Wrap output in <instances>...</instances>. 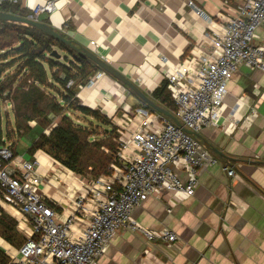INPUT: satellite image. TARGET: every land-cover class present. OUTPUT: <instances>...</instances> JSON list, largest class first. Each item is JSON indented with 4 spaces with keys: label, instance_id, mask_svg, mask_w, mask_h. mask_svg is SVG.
I'll list each match as a JSON object with an SVG mask.
<instances>
[{
    "label": "crops",
    "instance_id": "0c3cea01",
    "mask_svg": "<svg viewBox=\"0 0 264 264\" xmlns=\"http://www.w3.org/2000/svg\"><path fill=\"white\" fill-rule=\"evenodd\" d=\"M46 1H52L54 7L40 18L90 48L147 92L160 84L165 69L192 52L199 56L208 51L211 38L222 31L236 6L235 0H195L209 16L206 19L186 0L32 3L43 5ZM255 43L264 44V22L257 29ZM114 83L106 76L82 88L79 97L83 105L118 113L113 108ZM125 102L140 103L133 96ZM222 113V119L232 116L238 121L252 114L250 124L239 125L232 132L210 125L199 133L223 152L227 166L236 174L229 176L220 161L200 171L195 194L187 200L176 202L170 194L149 196L133 211V217L150 230L173 231L177 240L171 244L148 241L138 231L120 230L99 264H264V71L243 67L235 71L227 83ZM36 131L16 140L17 153H27ZM22 141L26 147L20 151L18 143ZM177 173L185 179L181 170ZM0 250L13 264L17 247L0 236Z\"/></svg>",
    "mask_w": 264,
    "mask_h": 264
},
{
    "label": "built area",
    "instance_id": "2783aa9c",
    "mask_svg": "<svg viewBox=\"0 0 264 264\" xmlns=\"http://www.w3.org/2000/svg\"><path fill=\"white\" fill-rule=\"evenodd\" d=\"M17 2L38 20L54 7L52 1L40 6L32 0H0V6ZM235 2L208 51L199 56L192 52L163 71L162 79L167 80L176 104L174 115L191 133L144 102L120 106L119 115L110 117L119 134L114 139L111 173L91 179L77 175L42 150L30 157L9 145L0 147V199L25 238L13 264H99L113 237L125 229L140 232L148 241L171 244L177 240L168 229L143 227L133 211L149 196L170 194L176 202L194 196L200 171L220 163L194 134L210 125L232 132L252 121V114L239 121L232 116L222 119L233 73L241 67L264 71V44L255 43L257 29L264 22V0ZM186 3L198 16L209 19L195 0ZM223 169L229 176L236 174L227 165ZM177 170L184 173V180Z\"/></svg>",
    "mask_w": 264,
    "mask_h": 264
},
{
    "label": "trees",
    "instance_id": "16d2710c",
    "mask_svg": "<svg viewBox=\"0 0 264 264\" xmlns=\"http://www.w3.org/2000/svg\"><path fill=\"white\" fill-rule=\"evenodd\" d=\"M0 9L24 17L33 14L31 10L21 8L20 2L4 3ZM39 20L49 23L40 15ZM57 31L80 44L68 34ZM53 49L61 54L60 58L50 55ZM9 58L10 62L7 61ZM18 61L17 69L10 72ZM98 71H102L101 68L89 58L35 26L0 20V101L2 94L14 87L16 133L22 131L21 136H24L37 130L38 136L27 149L28 156L42 150L79 176L92 174V178H97L111 173L110 165L115 162L112 150L117 146L114 139L119 134L105 115L81 105L77 97L79 86L85 85ZM167 83L163 79L151 92V98L174 114L176 104ZM73 113L90 124L105 125V135L92 139L90 128L76 122ZM32 120L37 121L34 127L29 125ZM46 128H50L48 134L43 132ZM3 145L8 144L1 139L0 147ZM9 146L16 152L12 143ZM103 146L108 153L103 151ZM18 232L17 221L0 207V236L17 249L25 240ZM9 260L10 257L0 250V264H9Z\"/></svg>",
    "mask_w": 264,
    "mask_h": 264
},
{
    "label": "rangeland",
    "instance_id": "374dc122",
    "mask_svg": "<svg viewBox=\"0 0 264 264\" xmlns=\"http://www.w3.org/2000/svg\"><path fill=\"white\" fill-rule=\"evenodd\" d=\"M7 61H11V59L9 58ZM20 64V61H18L17 63H15V66L13 67V69H11L10 72H13L17 69L18 65ZM102 70V69H101ZM108 76L109 78H111V80L113 82H115V86L116 88H113V94H114V109L116 110L117 108H119L120 106H123L126 104V102L124 103V101H127L130 97H134L136 98L134 92L125 84L117 81L114 77H112L111 75H109L108 73H106L104 70L102 71H98L95 74H93L88 82L85 85H80L79 86V92L81 91L82 88L86 87L89 83V81H92V84L94 85V83L101 82V80L104 79V77ZM90 85V86H93ZM16 86V84L14 85ZM116 90V93H115ZM13 91H14V87L11 89H7L2 95V99L0 101V140L2 139V142H4V144H10L12 143L13 145H15V142L17 139H19V137H21V135H23L22 131H18L16 133L17 130L15 127V103H14V99H13ZM119 91V93H118ZM131 91L133 92V94L131 93ZM79 92L77 93V97L79 98L80 104L83 105L80 97H79ZM146 93L149 95V97H151V92H147ZM137 99V98H136ZM138 100V99H137ZM147 105V104H146ZM85 106V105H83ZM148 106V105H147ZM95 110L100 111L103 115L106 116V118L111 122L110 117L113 115L112 114V110L109 111H103L98 107L92 108ZM120 110L118 111V113H116V115H119ZM15 118V119H14ZM73 118H75L76 122H80L81 124H84V126H87L90 128V132L92 133V139H96V138H101L105 135L106 131H105V125L103 126L101 123L95 122L93 124H90V122L87 120H84L83 117H80L79 115L73 113ZM36 120H32L29 121V125H35L36 124ZM56 123V122H55ZM113 124V123H112ZM114 125V124H113ZM115 126V125H114ZM110 128V127H108ZM48 128H46L43 132L45 133L47 131ZM95 130V131H94ZM30 131V130H29ZM32 133V130L30 132H27L23 138H27V136H29V134ZM49 133V132H48ZM46 133V134H48ZM37 132L34 134V137L36 139L37 137ZM18 149L20 151H23L24 148L26 147V144L22 142L18 143ZM104 147V146H103ZM103 149V148H102ZM18 150V152H19ZM17 151V150H16ZM104 151V150H103ZM106 152V151H105ZM108 153V152H106ZM21 155H26L28 156V154L26 153V151L24 150L22 153H20ZM47 154V153H46ZM48 155V154H47ZM49 156V155H48ZM50 157V156H49ZM46 158V157H45ZM87 178H92V174H88V175H84ZM0 203L2 205H0L2 208H4V205L2 203V199H0ZM9 216L13 217L12 213H8L7 211H5ZM14 218V217H13ZM15 219V218H14ZM16 220V219H15ZM19 233V232H18ZM19 235L21 236L22 240H24V236L22 235V233H19Z\"/></svg>",
    "mask_w": 264,
    "mask_h": 264
},
{
    "label": "water",
    "instance_id": "95a60500",
    "mask_svg": "<svg viewBox=\"0 0 264 264\" xmlns=\"http://www.w3.org/2000/svg\"><path fill=\"white\" fill-rule=\"evenodd\" d=\"M0 20L6 21V22H15V23H23V24L33 25L36 28H38L39 30H41L42 32L47 33V34L63 41L64 43L71 46L72 48H74L78 52L82 53L85 57L89 58L97 66H99L102 70H104L106 73H108L109 75L114 77L117 81L128 86L134 92L136 97H138L142 102H144L145 104H147L149 107L153 108L154 110L168 116L169 118H171L173 120V122L176 125L182 127L185 131L191 133L189 130H187L183 127L181 122L176 118V116L174 114H172L171 112H169L168 110H166L165 108H163L159 104H157L155 101H153V99L151 97H149V95L146 93V91L143 90L132 79H130L128 76H126V74H124L122 71L117 69L113 64H111L110 62H108L107 60H105L104 58L99 56L98 54H96L90 48L83 46L81 44H76L75 42H73L74 40H71V39H68V38L62 36L57 31V29L54 26H52L51 24H47L41 20H38L36 18H32L31 16L24 17V16H20L18 14H14L11 12L1 10V9H0ZM50 55L54 56L56 58L61 57V54H59L56 49H53V51L51 52ZM194 135H196V137H198L202 141V143L204 144V146L206 148H208L212 152L218 154V156L220 157V161L222 162L223 166L227 165L226 156L223 154V152L221 150H219L215 145H213V144L207 142L205 139L201 138L199 136V134H194Z\"/></svg>",
    "mask_w": 264,
    "mask_h": 264
},
{
    "label": "bare ground",
    "instance_id": "6f19581e",
    "mask_svg": "<svg viewBox=\"0 0 264 264\" xmlns=\"http://www.w3.org/2000/svg\"><path fill=\"white\" fill-rule=\"evenodd\" d=\"M40 6H43V5H45V4H43V5H41V4H39ZM21 228H22V226H21Z\"/></svg>",
    "mask_w": 264,
    "mask_h": 264
}]
</instances>
